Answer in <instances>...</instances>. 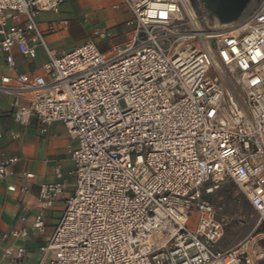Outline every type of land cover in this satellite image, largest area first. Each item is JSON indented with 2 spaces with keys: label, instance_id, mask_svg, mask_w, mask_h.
Returning <instances> with one entry per match:
<instances>
[{
  "label": "built area",
  "instance_id": "2783aa9c",
  "mask_svg": "<svg viewBox=\"0 0 264 264\" xmlns=\"http://www.w3.org/2000/svg\"><path fill=\"white\" fill-rule=\"evenodd\" d=\"M72 1L0 0V56L12 72L0 74V96L14 100L17 122L34 114L44 131L58 123L75 141L74 191L39 264H255L218 249L224 224L202 190L230 181L264 221V0L228 25L205 8L188 22L182 0H119L114 9L133 16L130 42L102 53L88 40L56 56L45 33L68 24L52 21L44 32L38 18ZM37 44L49 58L43 73L19 72L16 53L32 62ZM17 163H0V180ZM33 179L25 174L20 194ZM66 188L57 167L38 203L52 208ZM20 221L4 240L45 229L43 212L29 228ZM27 256L11 246L3 259L28 264Z\"/></svg>",
  "mask_w": 264,
  "mask_h": 264
},
{
  "label": "crops",
  "instance_id": "0c3cea01",
  "mask_svg": "<svg viewBox=\"0 0 264 264\" xmlns=\"http://www.w3.org/2000/svg\"><path fill=\"white\" fill-rule=\"evenodd\" d=\"M111 1L75 0L64 5L57 15L41 14L38 21L44 32L46 25L52 21L68 24L66 27L60 26L52 34L45 33L48 49L56 56H62L92 40L102 53H107L130 42L133 28L127 31L126 39L113 45L93 36L96 29L111 31L113 27H118L119 23L114 16L105 23L98 16V13L106 10L105 3L110 4ZM117 4L119 0L112 8ZM119 10H122L126 18L122 26L127 27L126 22L131 21L133 16L124 6ZM36 52L37 58L32 62H26L16 53L19 72L32 76L43 73L49 59L48 54L39 44L36 45ZM0 74H12L3 66L1 56ZM15 111L14 100L0 96V163L9 158L18 159V163L12 168V175L0 180V264H7L3 259L4 249L11 246L25 247L28 252V264H39V251L52 236L62 218L65 201L74 191V178L71 175L74 163L69 148L75 146V141L63 125L53 124L44 131L34 114L22 124L15 120ZM57 167H61L65 175L67 188L64 194L55 200L52 208L45 209L38 203L40 187L56 181ZM25 174H33L34 179L29 183L27 193L20 194V189L26 184ZM9 188H15V191H10ZM41 212L45 220L43 232L31 231L26 240L18 242L3 239L4 235L22 226L20 218L27 219L26 227L29 228Z\"/></svg>",
  "mask_w": 264,
  "mask_h": 264
},
{
  "label": "rangeland",
  "instance_id": "374dc122",
  "mask_svg": "<svg viewBox=\"0 0 264 264\" xmlns=\"http://www.w3.org/2000/svg\"><path fill=\"white\" fill-rule=\"evenodd\" d=\"M197 1L200 6L201 17H204L202 15L204 6L200 3V0ZM257 1H251L242 14L241 19H246L254 9ZM117 2L118 0H112L110 4L105 3L104 8L106 10L99 11L100 13H98V16L104 23L111 20L110 17L112 16L119 23L118 27H113L114 29L110 31L112 37L105 40L108 45L117 44L126 39L127 31L131 29V27L122 26L126 19L123 16L122 10L112 8V5ZM182 4V13L185 19L190 22V19H188L189 14L192 17L194 16L191 11L193 4L190 0H182ZM209 26L215 30L226 28L214 21H210ZM132 28L134 29L135 27ZM213 186L214 184L211 181L208 182L202 190V195L216 206L219 219L224 224V237L218 249L221 251L237 249L249 255L255 264H264V221L261 219V216L254 210L234 183L226 181L220 184L217 189L213 188L211 193H207V189Z\"/></svg>",
  "mask_w": 264,
  "mask_h": 264
},
{
  "label": "water",
  "instance_id": "95a60500",
  "mask_svg": "<svg viewBox=\"0 0 264 264\" xmlns=\"http://www.w3.org/2000/svg\"><path fill=\"white\" fill-rule=\"evenodd\" d=\"M252 0H200L208 11L210 19L216 18L220 24L228 25L237 22L247 9ZM196 14H200L197 0H190Z\"/></svg>",
  "mask_w": 264,
  "mask_h": 264
},
{
  "label": "bare ground",
  "instance_id": "6f19581e",
  "mask_svg": "<svg viewBox=\"0 0 264 264\" xmlns=\"http://www.w3.org/2000/svg\"><path fill=\"white\" fill-rule=\"evenodd\" d=\"M194 15V14H193ZM190 16L192 17V15L190 14ZM194 17V16H193Z\"/></svg>",
  "mask_w": 264,
  "mask_h": 264
}]
</instances>
